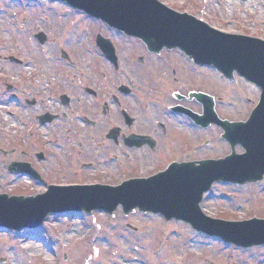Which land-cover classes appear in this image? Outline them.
<instances>
[{
	"label": "flooded vegetation",
	"instance_id": "af4514ba",
	"mask_svg": "<svg viewBox=\"0 0 264 264\" xmlns=\"http://www.w3.org/2000/svg\"><path fill=\"white\" fill-rule=\"evenodd\" d=\"M90 30L94 33L86 32L77 43L67 41V57L59 59L74 72L61 73L65 83L53 82L56 72L39 75L43 68L38 78L31 72L0 78V181L18 175L44 187L117 186L173 163H198L229 153L218 122L204 128L189 115L190 110L204 115L205 102L190 98L191 92H203L214 98L216 119L245 118L240 117L244 106L223 96L218 70L194 64L179 49L151 52L141 40L104 23L96 33ZM45 39L43 46L50 43ZM101 39L112 43L116 60L98 47ZM90 55L95 64H80V57ZM47 56L45 51L41 55ZM3 60L13 63L8 55ZM20 62L16 67L30 66ZM190 67L198 71L194 77ZM250 102L248 115L257 99ZM224 146L227 152H221ZM15 164L28 172H11Z\"/></svg>",
	"mask_w": 264,
	"mask_h": 264
},
{
	"label": "rangeland",
	"instance_id": "374dc122",
	"mask_svg": "<svg viewBox=\"0 0 264 264\" xmlns=\"http://www.w3.org/2000/svg\"><path fill=\"white\" fill-rule=\"evenodd\" d=\"M32 1L0 0V78H5L8 73L15 76L31 72L32 78H38L39 75L47 77L56 72L53 82L65 83L61 73L66 77L74 70L59 59L60 47L67 45L66 41L59 44V37L66 34V38L72 39L70 42L77 43L76 38L81 33H94L90 29L96 32L99 21H86L84 14L73 13L65 3H47L46 7L34 3L35 7H30ZM160 1L180 12L196 15L223 31L264 39V0ZM75 22L80 25L87 23L86 31L77 34ZM41 29L49 35L51 42L44 47L31 36ZM44 51L49 59L41 57ZM10 53L29 61L30 66L19 68L4 61L3 57ZM94 58V55L87 59L80 57V64L85 60L95 64ZM179 65L183 66L181 59ZM40 70L43 74L37 75ZM189 70H192L193 77L198 73L192 67ZM204 72L209 76V71ZM220 84L224 97L228 94L235 103L244 106L240 117H246L248 107L253 104L250 101L256 99L257 92L250 90L242 80L231 84L222 78ZM3 126L6 127L5 124ZM221 152H227L226 146ZM4 169H1L2 174ZM108 169H114V166H108ZM4 177L0 181V192L30 195L43 189L26 177ZM106 177L105 182L109 180ZM231 192L234 196L229 195ZM212 193L203 204L205 211L212 216L227 221L264 217V180L238 188L220 185ZM46 225L42 230L10 232L1 229L0 258L6 260L5 264H264V246L252 249L236 247L205 236L186 223L174 220L166 223L161 216L149 217L138 213L126 217L120 208L112 216L97 212L73 218L53 215ZM128 225L137 228V232ZM95 231H101L98 239ZM24 243L38 246L24 250ZM65 255L69 256L68 260Z\"/></svg>",
	"mask_w": 264,
	"mask_h": 264
},
{
	"label": "water",
	"instance_id": "95a60500",
	"mask_svg": "<svg viewBox=\"0 0 264 264\" xmlns=\"http://www.w3.org/2000/svg\"><path fill=\"white\" fill-rule=\"evenodd\" d=\"M66 1L128 34L143 38L149 45L159 42L169 47H189L191 57L199 62L214 64L216 58L222 59L226 73L236 69L264 87V42L261 40L219 32L187 13L169 9L158 0ZM203 35H212V38ZM214 41L227 46L222 55L216 53L214 47H207L208 42ZM236 127V133L229 130L226 136L237 139L247 148L242 156L207 161L200 168L188 167V175L181 169L177 175H170L169 180L133 181L115 191L104 187H80L52 189L37 197L0 195V226L16 230L39 227L51 212H90L94 209L112 212L122 204L127 212L139 207L162 211L168 218L185 219L199 230L219 235L237 245L264 244V220H212L199 209L204 192L214 181L243 183L261 179L264 175V102L262 109L260 107L247 124Z\"/></svg>",
	"mask_w": 264,
	"mask_h": 264
},
{
	"label": "bare ground",
	"instance_id": "6f19581e",
	"mask_svg": "<svg viewBox=\"0 0 264 264\" xmlns=\"http://www.w3.org/2000/svg\"><path fill=\"white\" fill-rule=\"evenodd\" d=\"M25 245L22 246V248L24 250H27L29 248V246H35L37 247L38 245L37 244H33V243H30V244H27V243H24ZM39 251V250H38Z\"/></svg>",
	"mask_w": 264,
	"mask_h": 264
}]
</instances>
